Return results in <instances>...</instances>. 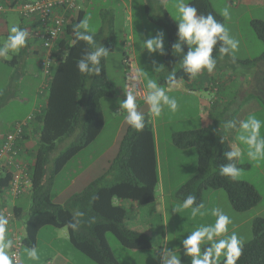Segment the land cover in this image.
<instances>
[{
	"label": "rangeland",
	"instance_id": "374dc122",
	"mask_svg": "<svg viewBox=\"0 0 264 264\" xmlns=\"http://www.w3.org/2000/svg\"><path fill=\"white\" fill-rule=\"evenodd\" d=\"M188 1L185 0L187 3ZM209 1L218 14L224 8L229 9L230 18L225 19L221 14L220 16H222L223 24L228 28L229 34L239 41V48L235 55L241 59L233 62L229 56L224 55L221 58L220 55L217 59L216 67L211 73H208L207 70H202L196 78L190 79L187 86L201 87L205 84L206 80L209 81V78H211L210 74L222 76L221 79H223V76L230 75L232 77L231 81L224 82L222 80L218 86V94L221 96H230L232 101V105L224 109L223 112H221L220 106L216 107L212 104V108L210 109L207 103H203V106L206 105L208 109L206 111L200 110L203 107L200 106V101L197 98L199 95L196 93L190 95L186 93L187 91L185 89V94L179 91H168L169 87L165 84V81L169 73L173 72L177 66L166 63L164 54L161 55L158 52L149 53L143 47V41L155 37L160 32L163 35V53L167 49L168 37L165 27L150 19V15L156 19H166L161 9V4L157 0H103V2L92 3L87 8L83 20L85 18L89 19L90 32L97 33L101 31V44L103 46L110 43L114 45L113 50H109L108 56L105 57L106 76L114 93L112 96L103 97L101 100L105 119L101 133L92 143L84 147L72 158L62 171L56 175L51 187V198L53 202L64 205L72 196L82 192L91 181L102 177L107 172L111 162L118 153L119 144L129 126L125 120V110L120 109V101L125 99V91L133 87L135 82L138 83L137 88L134 86L137 94L138 111L144 113L145 119H148L156 129L160 159L162 160L163 179L166 188L171 179L166 168L165 157H169L170 159L177 157L180 155L179 152L181 150L171 140V135L174 132L197 129L208 119L214 120L212 118L214 116L217 119L216 127L223 132L229 144L232 147L236 146L240 147L242 151L244 150L245 146L236 140V132L231 129H226L225 123L229 120L245 119L249 114H255L257 118L264 120V62H243L246 60L252 61L262 53L263 43L258 38L251 25V21H264V0ZM176 3L177 0H168L164 4V8L167 10L171 20L178 27V21L175 20L178 16L175 6ZM147 7H149L150 12ZM11 16L14 18L15 23L20 22L15 13H11ZM236 19L237 24L235 23ZM0 25V36L5 35L4 31H8L9 35L11 26H8L4 20ZM32 42L36 46L40 45L39 41L35 42L32 39ZM18 53L23 54V48ZM24 56L29 59L33 70L39 73V68L36 64L37 56L33 53L29 55L24 54ZM248 56L251 58H246ZM128 60H131V62L125 63ZM161 65L160 70L158 72L155 71V68ZM137 68L146 71L149 78L155 79L160 86L168 91V95L174 96L177 99L179 107L176 112H171L165 107L160 117H153L150 114L149 106L144 101V95L146 93L144 79L141 78L138 81L131 79V76L135 75ZM15 71L16 69L0 61V74L3 78L9 75V73H13L14 75ZM4 81L6 80L0 79V92L6 84ZM39 81L40 75L37 80L35 79V82ZM200 93L205 96V99L213 98L216 94L207 90ZM16 95L18 96V94ZM30 97L34 98L33 91L30 92ZM214 103H217V101H214ZM235 106L236 109H234ZM1 108L0 117L4 115L7 117L13 113L19 114L21 111L15 108V106H7L6 103ZM10 108L13 109L11 113L9 112ZM208 114L211 116L209 117ZM6 129L7 127H5ZM261 132L263 135L264 127H262ZM72 139L69 137L58 142L54 154L64 149ZM187 150L196 154L194 149L191 150L190 148ZM184 156V161L181 160L179 163L186 164V169H188V165L192 164V155L188 153V155L184 154ZM238 163L249 164V167H240L242 169V175L239 179L253 185L258 191L260 200L250 209L237 212L231 209L232 207L227 193L223 189H206L203 192L202 199L207 209L219 207L229 215L232 219V223L228 226L229 234L236 232L238 236L243 238L244 243H246L251 238L250 232L253 220L257 217L264 219V160L257 163L249 160L245 154ZM180 178H176L173 181V185L179 183ZM29 190H31V186L19 198H15L9 192L0 193V208L2 210L9 212L12 210L14 204L21 205L24 209V214L18 219L16 225V232L20 236L24 235L26 212L31 203ZM3 199L6 200L5 207L1 206ZM176 202L174 200L173 203H170L169 197H166V234L169 239L167 248H179L181 260L190 262V258L183 254L181 241L197 225L214 223L215 217L209 214L204 217L197 216L196 218H191L190 210H184L180 213L173 212L172 206L176 205L174 204ZM230 212L234 215L229 214ZM231 225H233V228H231ZM8 233H11L9 228ZM67 236V230L65 228L61 229L53 226L42 227L36 240V248L40 255L39 261L26 259L22 253V249L20 252V261H22V264H56L55 257L61 255L67 264H95L72 247ZM219 238L221 237L217 239ZM106 239L115 258L121 264H161L160 254L156 256L148 250H131L125 248L112 233H107ZM204 246L202 245V248Z\"/></svg>",
	"mask_w": 264,
	"mask_h": 264
},
{
	"label": "trees",
	"instance_id": "16d2710c",
	"mask_svg": "<svg viewBox=\"0 0 264 264\" xmlns=\"http://www.w3.org/2000/svg\"><path fill=\"white\" fill-rule=\"evenodd\" d=\"M157 1L161 4L166 19H156L151 15L150 19L166 29L168 45L164 60L177 66L174 71L175 80L187 81L191 77L182 67V55L187 51V45L182 44L181 54L172 49L178 39V27L164 8L168 0ZM188 3L194 5L199 14L212 13L219 22L224 23L209 0H189ZM82 14L83 10L76 18H70L66 25L60 44L68 46L67 55L54 67L46 102L32 121L36 124L37 141L29 167L32 181L29 190L31 203L26 212L22 242L23 246H36L37 235L44 226L65 228L72 247L95 264H121L107 242V233H112L123 247L131 250H150L160 245L154 240L149 224L134 226L131 223V220H137L138 214L130 212L126 205L131 202L141 207L156 200L160 178L155 134L148 119H145L142 131L137 132L130 125L127 127L118 153L102 177L91 181L82 192L72 196L64 205L53 202L51 198V187L56 175L101 133L105 122L101 100L114 93L106 76L105 57L101 58L99 75L86 76L77 68L78 60L87 50H91L86 42L75 38L74 30L81 21ZM251 25L263 43V50L252 61L243 62H264V21L252 20ZM101 38V31L94 33V39L99 44L102 42ZM70 40L73 43L69 45ZM105 47L113 50L114 45L110 43ZM219 47L218 43L213 49L212 54L216 59L221 55ZM69 137L73 138L72 141L54 154L58 142ZM171 140L180 149H194L197 156V172L177 188L174 193L177 199L183 201L187 195L192 194L196 196L197 203H201L204 190L223 189L232 209L237 212L250 209L260 200L258 191L250 183L232 180L220 174V166L228 163L224 153L231 150L232 146L216 124L174 132ZM237 166L248 167L249 164L237 162ZM10 181L9 172L0 173V193L9 192ZM76 210L84 213V222L78 231L67 227ZM13 213L16 217L23 215L18 207L14 208ZM92 217H95V223L88 222ZM223 260L224 258L220 264H223ZM237 264H264L263 218L253 220L251 238L244 243Z\"/></svg>",
	"mask_w": 264,
	"mask_h": 264
},
{
	"label": "clouds",
	"instance_id": "9594fccd",
	"mask_svg": "<svg viewBox=\"0 0 264 264\" xmlns=\"http://www.w3.org/2000/svg\"><path fill=\"white\" fill-rule=\"evenodd\" d=\"M176 9L178 16L177 41L172 45L176 53H182V44L187 45V51L182 55V67L191 78H196L202 70L211 73L217 64L213 56V49L219 43L221 58L224 55L236 61V51L239 48V41L229 34L228 28L219 22L212 13L199 14L197 8L185 0H177ZM220 14L230 18L228 8L221 10ZM75 31L77 41H84L91 46L84 56L78 60L77 68L80 73L86 76L101 72V58L107 57L109 49L99 44L94 39V33L90 32L89 19L80 21ZM29 33L27 30L13 25L7 40L0 46V58L10 60V52L18 53L27 44ZM143 47L149 53L158 52L163 55V35L158 32L155 37L143 41ZM155 63V62H154ZM161 66L155 68L159 71ZM141 78L145 81L146 93L144 101L149 106V112L153 117H160L162 111L167 107L171 112L178 110L179 104L174 96L168 95V91L160 86L155 79L149 78L146 71L137 68L135 75L131 76L133 81ZM168 81L175 83V72H170ZM120 109L125 110V120L137 132L142 131L145 126V114L138 111L137 94L135 87L125 91V99L120 101ZM264 127V120L257 118L255 114H249L245 119L229 120L225 123L226 129L236 132V140L244 145L233 146L231 150L224 153L228 163L220 166V174L237 180L242 175V169L237 162L242 160L246 154L249 160L260 162L264 160V135L261 129ZM235 158V160H234ZM190 210L191 218L211 215L215 217L214 223L199 224L181 241L183 254L190 258V264H220L221 257L223 264H237L242 255L244 240L236 232L229 234L228 226L232 219L221 208L213 207L207 209L203 202L197 203L195 195L189 194L179 204L172 206V211L180 213ZM84 213L76 210L72 214L67 227L78 231L84 222ZM89 223H95V217L90 218ZM9 219L0 213V264H18L17 254L13 253L16 245L22 241L14 240L8 235ZM218 237H221L217 239ZM202 245H207L202 248ZM175 249H178L176 251ZM22 253L30 261H39V251L35 245L23 246ZM161 264H182L179 248H164L161 252Z\"/></svg>",
	"mask_w": 264,
	"mask_h": 264
},
{
	"label": "crops",
	"instance_id": "0c3cea01",
	"mask_svg": "<svg viewBox=\"0 0 264 264\" xmlns=\"http://www.w3.org/2000/svg\"><path fill=\"white\" fill-rule=\"evenodd\" d=\"M20 1H24V0H20ZM98 2H103V0H85V2L83 4V8H82L83 14L81 17V21L84 18V15L86 13L87 8L92 3H98ZM147 9H148V7H147ZM11 13H15L18 16V14L15 10L3 12L2 14H0V23L4 20L8 24V26L10 25L12 27L13 25H18L19 27H21L23 29H25L27 26H29V24H34L32 20L21 19L19 16H18V18H19L20 22L15 23L13 20L14 18L11 16ZM235 23L236 24L238 23L237 19L235 20ZM0 31H1V25H0ZM4 34L6 36L5 35L0 36V46H2L3 43L7 40L8 31H4ZM3 38H4V40H3ZM32 39L35 42L39 41L40 45L39 46L34 45L32 42ZM43 51H44V48L42 46L41 40L35 39L33 36H29L27 39V44L23 48V54H21V53L12 54L10 52V56H11L10 60H4V59L0 58L1 62L8 64L9 66L13 67L17 71V72L15 71L14 75H13V73H9V75H7L4 78L0 74V79L6 80V81H4V82H6V84L4 85L2 91L0 92V99H1L0 111L2 110L1 106L5 103L9 107L15 106V108H18L21 110L19 114L13 113L11 115H8L7 117L5 115L0 117V141L6 133L13 130V127L16 123L24 120L30 113H33L38 106L42 105V108H43V106L46 102L45 98L47 97V93L46 94H40L39 93L40 84L42 82V74H41V70H40V66H39V61H40V58L43 54ZM32 53L37 56L36 64L39 68V70H38L39 73L35 72V70H33V66L30 64L29 59L26 56H24V54L29 55ZM246 58H251V57L248 56ZM237 59H241V58L236 57V60ZM39 75H40V81L35 82V79L37 80ZM210 75H211V78H209V81L206 80L205 84L202 85L201 87L187 86V83L190 82V79L187 81L184 79H177V80H175L174 84L165 81V84L169 87V89L171 88V91H179V92H182L185 94V92H184V89H185V91H187L186 93H188L190 95H193L195 93L198 94L199 96L197 98L199 99L200 104H201V105L200 104L199 105L203 107V109H200L202 111H206V109H208V107H210V109H211L212 108L211 105L213 104L216 107L220 106L221 107L220 110H221V112H223L224 109L229 108L232 105V101H231L230 96H223V95L221 96L220 94H218L219 93L218 86L220 85L222 80H224V82L228 81V80L231 81L232 77L230 75H227L225 77L223 76V79H221L222 76H218L217 74L216 75L210 74ZM204 90H207L209 92H213L214 94L215 93L216 94L213 98L211 97V98L205 99V96H203V94L200 93V92H203ZM31 91L34 92V98L30 97ZM16 94H18V96ZM214 101H217V103H214ZM203 103H207L209 106L208 107H206V105L203 106ZM234 109H236V106L234 107ZM9 112L10 113L13 112V109L10 108ZM208 113H209V111H208ZM210 116L211 115H209V117ZM212 118H214V120L208 119L207 121H205L203 123V125H201V127H204L205 125H209V124H211L212 126L217 124V121H216L217 119L214 116H212ZM5 127H7L6 130H5ZM201 127H199V128H201ZM35 128H36V124L31 122L29 127H27L25 130V132H26L25 138L23 139V142L21 143L22 148H23V153H22L21 158L23 161H27L30 163H32L31 160H33V155H34L35 148H36L37 134H36ZM153 130H154V134H155L156 152H157L156 157H157L158 172H159V178H160L159 179L160 181H159V184H158V187L156 190V200L151 204L144 205L141 207L137 206L136 204L131 203V202L126 203V205L130 209V212H132L133 214H136V213L138 214L137 220H134V221L131 220V223L134 226H140V225H145V224L150 225L153 238H154V240L158 241L160 245H159V247L152 248L148 251H151L156 256L159 254L161 256L162 250L164 248H167L168 243H169V239H168V236L166 234V217H165L166 205H167L166 204V197H169L170 203H173L174 200L177 201L174 204H179L182 202L181 200H179L175 197L174 193L179 186H181L185 181H187L190 177H192L193 175L196 174V172H197V156L195 153L190 152V150L181 149L179 152V154H180L179 156L174 157L172 159H170L169 157H165L166 168L168 170V174H169V177L171 179V181L169 182V184L166 188L165 183H164V179H163V173H162V170H163L162 169V160L160 159L158 139H157L156 129H155L154 125H153ZM194 152H195V150H194ZM188 153H190V155H192V164L188 165L189 168L186 169V164H183V163L180 164L179 161H181V160L184 161V159H185L184 154L188 155ZM1 172L2 171L0 170V173ZM178 175H180V176L182 175V177L180 178V176H178ZM176 178H180V182L173 185V181ZM238 180H241V179L238 178ZM241 181H243V180H241ZM15 198H19V197H15ZM5 202H6V200H4V199L1 201L2 207H5ZM202 202L204 203L203 199H202ZM15 207L20 208L24 214L23 207L21 205H18V204H14L12 206V210L9 212L2 210L0 208V213H3L6 217L8 214H12L11 216L7 217L8 219L11 220L9 222V225H8V228L11 231V233H8L10 238H13V236L15 234L17 236H20L16 232V225H17L18 219H20L21 216L20 217L15 216V214L13 213V210ZM229 214L234 215L231 212ZM231 228H233V225H231ZM20 237H22V236H20ZM67 238H68V236H67ZM175 250L177 251L178 249H175ZM55 261H56V264H67L63 260L61 255H58V257H55ZM185 262H187V261L182 260V264ZM160 263H161V261H160ZM20 264H22V261H20Z\"/></svg>",
	"mask_w": 264,
	"mask_h": 264
},
{
	"label": "built area",
	"instance_id": "2783aa9c",
	"mask_svg": "<svg viewBox=\"0 0 264 264\" xmlns=\"http://www.w3.org/2000/svg\"><path fill=\"white\" fill-rule=\"evenodd\" d=\"M84 2L85 0H0V14L15 10L21 19H29L34 23L29 24L25 30L28 31L29 36L41 40L44 48L39 61L42 74L40 94L47 93L54 67L67 55L68 46L60 43L64 38L65 28L70 18L78 16ZM72 43L73 40H70L69 45ZM127 62H131V60L125 63ZM134 86L137 88L138 83L135 82ZM41 109L42 105L38 106L24 120L16 123L13 130L6 133L0 141V170L11 174L9 193L14 197L21 196L32 184L29 170L31 163L22 160L23 148L20 146V141L23 139L26 128ZM11 215L8 214L7 217ZM13 239L22 241V237L16 234ZM22 246L23 242L22 244L18 243L12 250L17 254L18 264H20Z\"/></svg>",
	"mask_w": 264,
	"mask_h": 264
}]
</instances>
